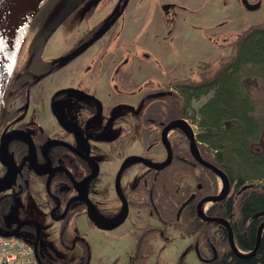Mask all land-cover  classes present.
Returning a JSON list of instances; mask_svg holds the SVG:
<instances>
[{"label": "rangeland", "instance_id": "374dc122", "mask_svg": "<svg viewBox=\"0 0 264 264\" xmlns=\"http://www.w3.org/2000/svg\"><path fill=\"white\" fill-rule=\"evenodd\" d=\"M249 1L261 4L256 10H249L242 0H130L125 6V0H101L97 19L103 28L100 53L104 55L102 66L104 69L106 67V71L99 85L98 97L103 100L105 111L114 104H129L133 108L118 109L112 127L107 125L108 122H103L104 126L95 134L124 136L127 128L132 127L134 131L121 147L124 141L122 137L106 139L114 140L119 149L117 153L112 152L111 144L106 141L97 143L90 140L84 148L100 164L104 175L101 183L93 188L97 196L113 199L118 195L117 178L123 185L133 186L146 171L142 163L135 160L131 163L136 164L123 170L120 177L124 161L131 156L143 155L144 152L139 129L133 126L134 111L140 105L138 99L142 92L149 91L153 86L167 84L172 78L191 77L198 80L202 72L217 68L219 59L230 54V45L239 34L251 25L264 22V0ZM92 23H87L88 29ZM58 35L60 49L57 52L68 50L79 39L73 28L58 32ZM95 50L94 47L85 56ZM117 74L125 80L121 81ZM67 80L68 77H65L61 82L68 83ZM94 82L95 85L92 84ZM98 82L99 76L95 74L86 81L83 79L80 84L84 83L94 92ZM149 82L153 85L140 89L131 87L136 86L135 83L142 87ZM103 85L105 88H102ZM245 87L253 97H259L263 91L261 80L256 78L245 80ZM203 101L195 102L194 105L199 106ZM84 126L91 135L94 134L92 129L95 125L88 122ZM190 129L195 136L199 132L194 124L190 125ZM254 147L264 152V137ZM115 202L103 201L100 208L93 207V212L110 220L122 210V205ZM79 203L73 202L68 212H73V207ZM212 203L209 202L208 206ZM47 206L51 207H43L39 199L17 203L3 213L1 210L5 208L0 206V225L10 228L27 219L36 221L39 232L23 228L19 234L32 243L36 242L39 235V254L54 264H86L88 257L89 264H129V257L137 245L132 233L136 217L130 214L121 226L104 231L90 224L86 210L84 215L63 219L68 216L67 206L62 211H58L62 205L55 207L51 203ZM78 209L83 210L82 206ZM72 237L77 238V244L68 247ZM168 239H155V254L149 259V264H182L183 261V264H202L198 253L191 247V238L185 237L177 229H171Z\"/></svg>", "mask_w": 264, "mask_h": 264}, {"label": "trees", "instance_id": "16d2710c", "mask_svg": "<svg viewBox=\"0 0 264 264\" xmlns=\"http://www.w3.org/2000/svg\"><path fill=\"white\" fill-rule=\"evenodd\" d=\"M230 47V54L219 59L218 67L202 72L200 79L172 78L168 86L161 84L142 92L133 126L139 129L144 156L159 162L167 151L162 130L172 121L187 119L199 129L196 144L205 162L238 186L264 183V152L254 149L264 137V22L248 27ZM250 78L262 82L259 97H253L245 87V80ZM135 85L131 87L153 84ZM201 100L202 104L194 105ZM133 131L126 130L121 146ZM110 144L116 153V147ZM170 145V163L160 168L144 165L146 172L134 187L126 189L130 214L136 217L132 233L137 240L129 264H149L155 254V239L169 240L171 229L192 239L191 247L199 251L202 264H264V231L257 247L262 220L251 221L255 213L264 210V190H247L236 206L227 199L216 201L206 213L208 218L229 223L237 249L251 253L257 247L253 255L245 257L232 247L228 228L198 213L201 199L219 193L214 170L194 156L191 142L182 132L171 135ZM190 197L193 199L179 216L180 207ZM81 206L84 204L63 219L80 214Z\"/></svg>", "mask_w": 264, "mask_h": 264}, {"label": "flooded vegetation", "instance_id": "af4514ba", "mask_svg": "<svg viewBox=\"0 0 264 264\" xmlns=\"http://www.w3.org/2000/svg\"><path fill=\"white\" fill-rule=\"evenodd\" d=\"M100 3L101 0H43L26 32L0 105V187H10L0 193V206L5 208L1 210L2 213L12 205L34 199H39L43 207H51L47 206L51 203L55 207L62 205L58 211L67 206L66 213L73 202H80L77 205L84 204L83 213L77 217L84 215L85 210L88 214L87 198L91 213L93 207L100 208L103 201H116L122 205L120 195L105 199L94 193V186L101 183L104 175L100 164L84 150L90 140L110 143L111 140H106L108 137L124 139L126 134L102 133L96 136L95 133L107 122L112 127L118 109L133 108L129 104H114L105 111V104L98 97L99 85L106 71V67L104 69L102 66L104 55L100 53V42L104 36L101 21L97 19ZM88 22H93L90 29ZM67 28H73L79 39L68 50L57 52L60 49L57 34ZM94 47L95 52L85 56ZM95 74L99 76V82L92 92L80 82ZM65 77H68V83L61 82ZM117 77L120 78V74ZM92 84L95 85V82ZM163 85L168 86V83ZM88 122L95 125L92 135L84 126ZM164 130L162 139L166 144ZM172 134L168 135L169 143ZM131 135L128 134L127 139ZM111 142L116 147V153L119 152L114 140ZM254 149L262 151L261 148ZM168 155L167 150L162 155L161 163L167 161ZM140 156L145 157L144 152ZM125 161L120 177L132 166L125 164ZM228 181L229 190L222 199L232 201L236 206L246 197L247 190L242 191V188L247 183L238 186ZM117 182L121 186L122 197L128 203L126 189L135 185H123L120 178H117L116 185ZM254 217L251 221L264 220L263 216ZM24 221L28 223L20 231L23 228L34 229L36 233L40 230L36 221ZM21 222L10 228L15 229ZM76 241L77 238L72 237L68 247H75Z\"/></svg>", "mask_w": 264, "mask_h": 264}, {"label": "water", "instance_id": "95a60500", "mask_svg": "<svg viewBox=\"0 0 264 264\" xmlns=\"http://www.w3.org/2000/svg\"><path fill=\"white\" fill-rule=\"evenodd\" d=\"M43 0H0V12L7 8V7H10V6H13L15 9H19L21 7H25V6H29L31 4H35L37 5V9L40 5V3L42 2ZM130 0H125L124 2V6L128 4ZM242 3L244 4V6L249 9V10H256L259 6H260V2L259 3H255V4H252L249 2V0H242ZM31 24V22H30ZM29 24V26H30ZM28 26V28H29ZM27 28V30H28ZM26 30V32H27ZM26 32L21 35L17 41V44H16V47H15V50H14V55H13V59H14V66L13 68L8 71L7 68L5 67L1 57H0V105L2 103V100H3V97H4V94H5V90H6V87H7V84L13 74V71L15 69V65H16V62H17V56H18V53L20 51V48H21V45L23 43V40L25 38V35H26ZM192 133V132H191ZM192 140V139H191ZM193 141V140H192ZM192 150L196 156V158L201 161L203 164H205L206 166L212 168L216 173H221L224 177H225V180H226V192L224 194H219L217 196H211V197H208L206 198V200H221L225 195L226 193L228 192L229 190V181L228 179L226 178V176L220 172L218 169H216L215 167L211 166L209 163L205 162L201 156L197 153H195L193 147H192ZM135 159L137 161H141L143 163H145L146 165H148L149 167H161L163 165H166L168 164L171 159H172V154L170 152V155H169V159L167 160V162H165L163 165H159V166H156L155 164L151 163V162H148L146 161L145 159L141 158V157H135ZM10 187H0V193L1 192H4L6 190H8ZM248 188H262L264 189V184L263 183H257V184H248V185H245L243 187L242 190H246ZM193 199V197H190L186 202L183 203V205L180 207L179 209V216L180 214L182 213L183 209L186 207V205L188 203L191 202V200ZM204 199V201H206ZM204 201H201L198 205V210L200 208V205L204 202ZM87 204L89 206V199L87 198ZM124 207H125V211H124V214L122 215V217L120 218L119 221H117L116 223L112 224V225H108V226H105V225H101L99 224V222L97 221V219L95 218V216L91 213V210L90 208H88V217L93 221V223L98 227V228H101V229H113L115 228L116 226L120 225L128 216V213H129V206L126 202H124ZM199 214L200 216H202L204 219H207L209 221H213V222H216V223H219V224H226L227 228L229 229L230 231V234H231V227L230 225L223 219H211V218H208L206 215L202 214L199 210ZM258 216H263L264 217V211H261L259 212L257 215H255L254 218L258 217ZM28 223V221H23L21 222L13 231H10V232H6L5 235L7 236H12V235H16L19 231H20V228L24 225ZM263 228H264V224L261 226L260 230H259V235H258V242H257V247H258V244L260 242V238H261V235H262V232H263ZM40 230L38 229V232ZM38 240H39V235L37 236V240L35 242V250H36V254L38 253L37 250H38ZM231 244H232V247L234 248V250L239 254V255H242V256H245V257H248V256H251L255 253L256 249L250 253L249 255H244V254H241L237 248L235 247L234 245V242H233V238H232V234H231ZM198 253V252H197ZM37 257H38V254H37Z\"/></svg>", "mask_w": 264, "mask_h": 264}, {"label": "bare ground", "instance_id": "6f19581e", "mask_svg": "<svg viewBox=\"0 0 264 264\" xmlns=\"http://www.w3.org/2000/svg\"><path fill=\"white\" fill-rule=\"evenodd\" d=\"M36 12H37V5L35 4L21 7L19 9H15L13 6H10L3 9L0 12V57L8 71H10L14 66L13 55L17 41L19 37L26 32ZM175 130H181L187 134L191 132L189 125H187L184 121H175L171 123L169 127L166 129L165 135H168L169 133ZM195 151H197L196 147H195ZM218 178L220 181L222 193H224L226 189L225 177L221 173H218ZM210 201L211 200H208L203 204H201L200 206L201 213H204L206 211L208 207V203ZM259 212L261 211L255 213V215H257ZM93 214L95 215L99 224L105 226L110 225V223L117 221L118 219L116 218L114 220H105L96 213L93 212ZM240 253L244 255H249L244 252H240Z\"/></svg>", "mask_w": 264, "mask_h": 264}, {"label": "built area", "instance_id": "2783aa9c", "mask_svg": "<svg viewBox=\"0 0 264 264\" xmlns=\"http://www.w3.org/2000/svg\"><path fill=\"white\" fill-rule=\"evenodd\" d=\"M0 264H39L32 246L22 238L0 235Z\"/></svg>", "mask_w": 264, "mask_h": 264}]
</instances>
